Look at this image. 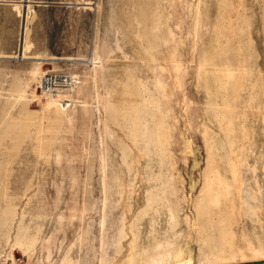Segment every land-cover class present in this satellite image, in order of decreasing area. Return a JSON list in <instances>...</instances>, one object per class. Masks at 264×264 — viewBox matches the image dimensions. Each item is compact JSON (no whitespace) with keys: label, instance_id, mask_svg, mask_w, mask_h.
Here are the masks:
<instances>
[{"label":"rangeland","instance_id":"rangeland-1","mask_svg":"<svg viewBox=\"0 0 264 264\" xmlns=\"http://www.w3.org/2000/svg\"><path fill=\"white\" fill-rule=\"evenodd\" d=\"M148 259L264 260V0H0V264Z\"/></svg>","mask_w":264,"mask_h":264},{"label":"built area","instance_id":"built-area-1","mask_svg":"<svg viewBox=\"0 0 264 264\" xmlns=\"http://www.w3.org/2000/svg\"><path fill=\"white\" fill-rule=\"evenodd\" d=\"M67 85V79L59 75H50L42 79V89L47 93H58Z\"/></svg>","mask_w":264,"mask_h":264},{"label":"crops","instance_id":"crops-1","mask_svg":"<svg viewBox=\"0 0 264 264\" xmlns=\"http://www.w3.org/2000/svg\"><path fill=\"white\" fill-rule=\"evenodd\" d=\"M215 260L220 261V260H224L223 258H215ZM152 261L150 259H148V261H146V264H150ZM216 264H264V260H240V261H223V262H219Z\"/></svg>","mask_w":264,"mask_h":264}]
</instances>
